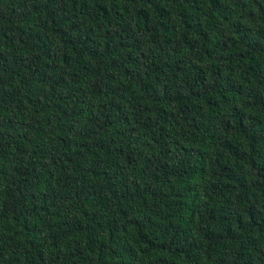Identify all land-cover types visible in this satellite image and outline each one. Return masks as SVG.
<instances>
[{
	"label": "trees",
	"instance_id": "1",
	"mask_svg": "<svg viewBox=\"0 0 264 264\" xmlns=\"http://www.w3.org/2000/svg\"><path fill=\"white\" fill-rule=\"evenodd\" d=\"M0 264H264V0H0Z\"/></svg>",
	"mask_w": 264,
	"mask_h": 264
}]
</instances>
